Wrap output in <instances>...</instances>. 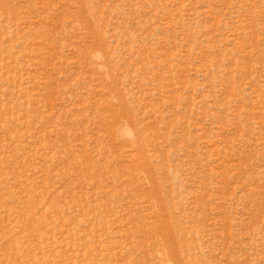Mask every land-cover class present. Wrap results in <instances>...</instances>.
<instances>
[{
	"label": "rangeland",
	"instance_id": "1",
	"mask_svg": "<svg viewBox=\"0 0 264 264\" xmlns=\"http://www.w3.org/2000/svg\"><path fill=\"white\" fill-rule=\"evenodd\" d=\"M0 264H264V0H0Z\"/></svg>",
	"mask_w": 264,
	"mask_h": 264
}]
</instances>
